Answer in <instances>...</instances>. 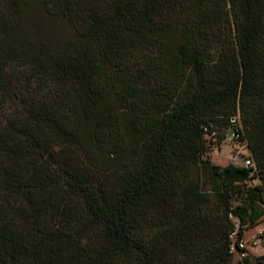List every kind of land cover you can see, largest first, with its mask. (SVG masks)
<instances>
[{"label":"trees","instance_id":"16d2710c","mask_svg":"<svg viewBox=\"0 0 264 264\" xmlns=\"http://www.w3.org/2000/svg\"><path fill=\"white\" fill-rule=\"evenodd\" d=\"M262 222L264 0H0V264H243Z\"/></svg>","mask_w":264,"mask_h":264},{"label":"rangeland","instance_id":"374dc122","mask_svg":"<svg viewBox=\"0 0 264 264\" xmlns=\"http://www.w3.org/2000/svg\"><path fill=\"white\" fill-rule=\"evenodd\" d=\"M33 15L34 16L28 15L25 18V21L26 24L33 29L37 38L57 45L71 36V30L68 24L46 18L40 14ZM246 155V150L242 149L237 144H231L226 140L218 149L210 151L207 158L212 164L223 167L228 164L243 165L244 157H246ZM251 183H255V181H252ZM204 187L208 186L204 185ZM259 230H264V222L247 230L243 235L244 241L249 242L248 254L250 255V260H254V258L262 254L261 241L257 238V232ZM253 242L256 243V246H251V243ZM234 260L237 261L236 256L234 257Z\"/></svg>","mask_w":264,"mask_h":264},{"label":"built area","instance_id":"2783aa9c","mask_svg":"<svg viewBox=\"0 0 264 264\" xmlns=\"http://www.w3.org/2000/svg\"><path fill=\"white\" fill-rule=\"evenodd\" d=\"M230 138H227L226 140L230 142ZM245 166H250L251 163L248 159L244 160L243 163ZM235 232L232 234V238H234ZM257 237H264V230H259L257 232ZM231 252L237 257V263L240 262L244 257H246V246L243 240L237 241L232 243L230 246Z\"/></svg>","mask_w":264,"mask_h":264},{"label":"crops","instance_id":"0c3cea01","mask_svg":"<svg viewBox=\"0 0 264 264\" xmlns=\"http://www.w3.org/2000/svg\"><path fill=\"white\" fill-rule=\"evenodd\" d=\"M242 240H243V242L245 243L246 251L248 252V249H249V247H248L249 242L244 241V237L242 238ZM252 245H253V246H256V243L253 242V243H251V246H252ZM243 264H253L252 260H250V255H249V254H248V257L246 258V260L244 261Z\"/></svg>","mask_w":264,"mask_h":264}]
</instances>
